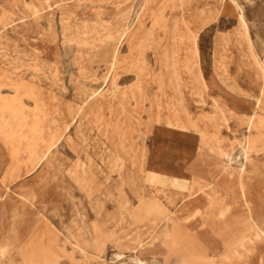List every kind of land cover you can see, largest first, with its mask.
Instances as JSON below:
<instances>
[{"label": "rangeland", "instance_id": "1", "mask_svg": "<svg viewBox=\"0 0 264 264\" xmlns=\"http://www.w3.org/2000/svg\"><path fill=\"white\" fill-rule=\"evenodd\" d=\"M219 1L0 0L1 94L11 95V84L28 94L24 115L40 129V143L56 142L34 171L4 182L12 160L0 140V264H14L9 246L23 249L31 239L47 245L50 236L61 241L67 230L83 232L85 224H96L109 239L120 237L124 258L118 264H131L136 250L155 254L160 264H180L182 254L170 241L158 242L167 215L168 228L183 242L200 241L215 264H264V236L248 235L243 246L234 245L243 239L251 215L264 226V155L246 161L241 180L247 205L240 198L238 165L225 170L213 152L200 147L197 133L166 126L186 118L223 145L239 140L244 130L235 117L221 118L219 109L248 112L249 98L231 88L250 92L256 71L245 43L233 35L237 25L230 7L225 4L218 15ZM236 1L245 8L263 61L264 0ZM203 9L212 10L211 18L193 44L186 24L197 29L194 15ZM193 45L196 70L187 62ZM170 147L184 151L179 164ZM161 162L198 172L211 184L202 189L150 185L145 171ZM218 199L229 206L220 217L213 207ZM138 209L145 220L133 223L129 212ZM134 239L144 245L136 249ZM227 249L235 250L221 262ZM58 261L107 263L72 253L58 254Z\"/></svg>", "mask_w": 264, "mask_h": 264}, {"label": "bare ground", "instance_id": "2", "mask_svg": "<svg viewBox=\"0 0 264 264\" xmlns=\"http://www.w3.org/2000/svg\"><path fill=\"white\" fill-rule=\"evenodd\" d=\"M225 4L230 7V11L232 12V16L234 17V20H235L236 25H237L235 32L233 31V35H235L242 42L245 43V45L249 51L250 57L253 60L252 63L254 65V68L256 71V73L253 74L254 76L251 77L250 80L248 79L249 80L248 83L251 87L250 92H240L239 89L235 90V89L231 88V90L234 91V93H236L238 95H244V96L249 98L250 109L248 110V112L246 114H238V113H234L232 110L228 109L227 107L226 108L222 107L219 109V116L221 118L227 120L229 117H235L236 120L238 121V123L240 125L244 126L243 132L242 133L240 132L241 137L236 142L230 141L228 144L223 145L222 143H220L221 138L218 139L216 136L212 139L207 138L206 134L196 127V123H194V122H192L186 118L185 119H175L174 121L168 120L166 123V126L168 128H172V129H175V130L181 131V132L197 133L198 140L200 143V147H202V148L206 147V149L210 150L211 153L213 152L216 155L220 164L222 165L221 167L225 168V166H228L227 168H225V170H227L230 167L233 168L232 164L238 165L239 169L237 171V174L240 177V182L238 183L239 187L237 186L238 184L236 186L239 188L240 198H243L245 204L248 205V195H247L246 187L241 180L245 174L246 161L251 160V159H255V158H258V157L264 155V60L262 61V60H260V58H257V49H256V46H255L254 41H253L252 36H251V25L249 24V20L247 19L245 8L242 5V3L240 4L236 0H220L218 7L216 8L218 15H220L219 14L221 12L220 10H222V8L224 9ZM211 14H212L211 9H203V10H198L195 12V15H194L195 23L197 24L198 27H197V29L192 30L190 28V26L188 24H186V28L188 31V32L187 31L186 32L188 35L187 36L185 35V36H186L187 40H189L191 43L194 44L196 36L198 34V30L201 29L206 24H208V22L211 18ZM220 18H221V16H220ZM180 38H181V36H180ZM173 40H174V38H173ZM196 41H198V40H196ZM262 52L264 54V49L262 50ZM116 61H117V52L114 50L112 55H111V61H110L111 62L110 63L111 68L115 65ZM187 62L194 69L197 67V51H196V48L194 45H193L192 52L190 54V59ZM139 71H142V70H139ZM7 87L12 88V90H13V91H11L12 94L11 95H2L1 94L2 85H0V140L3 141L4 145L8 148L10 158L12 161H11L10 168L6 171V174H5L7 177L4 176V178L2 179V181H4V182L15 180L24 174H28V173L34 171L37 168V166L43 160H45L47 158L49 153L53 150V148L56 145V142L54 140L50 141L49 143H40V140H39L40 135H41L40 129L36 127V124L34 123V121H32L31 119H28V117L24 115L25 114L24 113V105H23L22 101L24 98H29L30 96L28 94L20 93L19 88L15 84L7 85ZM177 94H179V93L177 92ZM203 99H205V98H203ZM240 99H242V98H240ZM30 105H31V103H30ZM180 108H182V107H180ZM195 113H196V111H195ZM221 124L222 123H220V125ZM198 125H200V124H198ZM239 131H241V130L239 129ZM235 146H236V148H235ZM149 149H151V148H149ZM168 153H170L171 156L176 158V162H178L181 160L180 156L182 155V153H184V151L182 149H179V148H171L170 147L168 149ZM24 155H27V160L23 159ZM178 164H179V162H178ZM47 166H49V165H47ZM21 167L24 168V170L22 169L23 173H20ZM85 167L83 169H85ZM215 174H217V173H215ZM193 175H198L199 179L193 178ZM145 181L147 183H149L150 185H158L161 187L170 186V187L178 188V189H188L192 186L199 187V189H202L203 187L205 188L206 186L211 184V181L206 179V177H204L203 175H201L198 172L196 173V172H192V170H184L180 166L171 168V167L165 166V164H162V162H161V164H153L147 168V170L145 171ZM156 189L158 190V188H156ZM208 191H210V190H208ZM181 200H182V198H181ZM215 202L216 203L213 204V207H217V216L218 217L224 216L225 213L229 209L228 204H226L225 202H223L220 199H218ZM245 210H247V209H245ZM135 211L136 210H134L133 212H135ZM165 219H166V224H165L166 226H165V230L163 231L164 241H162L161 243L166 244L170 241L169 245L176 248L175 252L177 254H180V255L182 254L180 257V259H181L180 264H215L216 263V258H214V256L210 254V252L205 248V246L203 244L199 243L200 241H194V240L190 241V239H186L183 242L182 239H179L180 236L177 234V232H175L173 229L171 230L168 228V223H169L168 221H171V217L169 215H167ZM249 219H250L249 224H248V227L245 229L243 239L242 238L236 239V241L234 242L235 246H238V245L243 246L248 235L264 236V226L253 215H251ZM220 224H221V222H220ZM92 230H93L94 238H93L92 242L89 243L91 250H92L91 256L94 259H104L105 258L104 257L105 235H103L100 228L96 225L92 226ZM221 234H222V232H221ZM248 237H251V236H248ZM186 241H187V246L188 247L190 246L189 249H188V247L186 248ZM47 242H48V244L46 245V243L45 244H43L42 242L38 243L36 240L31 239V241H28V243L26 245H24L23 249H19V250L17 249L15 252L18 255L19 264H52V259H51L52 254H51V247H50L52 245V241L49 239ZM224 244L227 247L229 245V242L224 243ZM83 245L84 244L82 243V244L78 245V247L79 248L85 247ZM136 246L137 247H135V248L137 249L139 247H142L143 244L137 243ZM234 250L235 249L230 250V251H229V249L225 250L222 253L221 262H223L224 259L229 258V253L233 252ZM243 250H244V248H243ZM129 259H130L131 264H160L161 263L158 256H156L155 254L150 255V256H145L142 252H140L138 250H136L129 257ZM218 260L219 259L217 258V261ZM163 261H164V263L166 262V257H164Z\"/></svg>", "mask_w": 264, "mask_h": 264}, {"label": "crops", "instance_id": "3", "mask_svg": "<svg viewBox=\"0 0 264 264\" xmlns=\"http://www.w3.org/2000/svg\"><path fill=\"white\" fill-rule=\"evenodd\" d=\"M232 89H237V87L232 88ZM193 178L199 179L198 175H193ZM134 210L129 212V219L133 223H138L142 222L145 220V211L138 209L135 212ZM132 212V213H131ZM96 224H85L84 226V231H70L67 230L65 234H63V238L61 241L54 236H50V240L52 241L51 247V254H52V264H60V261H58V254H68L72 253L75 257L81 258L85 256V258H92L91 253V247H90V242H92L94 235H93V230L92 226ZM97 226V225H96ZM137 243L143 244L142 241H138L134 239ZM164 241L163 235L161 236L160 240L158 242ZM60 242V244H59ZM84 244L83 248H79L78 245ZM120 237H112V238H107L105 236V241H104V259H98V260H105L107 263L106 264H118L119 260L124 258L123 253L119 250L120 248ZM144 245V244H143ZM69 246V250L67 251L66 248ZM110 248V252H107V248ZM9 250L13 255V262L15 264L16 261H18V255L16 252L13 250L12 246H9ZM159 258V257H158ZM97 260V259H95ZM130 260V259H129ZM124 261V260H123ZM125 262V261H124ZM18 263V262H17ZM66 263V262H65Z\"/></svg>", "mask_w": 264, "mask_h": 264}]
</instances>
